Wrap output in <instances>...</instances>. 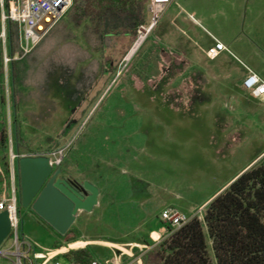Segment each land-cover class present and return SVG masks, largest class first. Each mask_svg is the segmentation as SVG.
<instances>
[{"label":"rangeland","instance_id":"374dc122","mask_svg":"<svg viewBox=\"0 0 264 264\" xmlns=\"http://www.w3.org/2000/svg\"><path fill=\"white\" fill-rule=\"evenodd\" d=\"M175 13V6L170 4L120 74V67L115 73L108 61L100 60V90L94 87L90 91L94 99L78 108L76 125L67 134L63 130L77 108L72 101L81 94L73 87L98 82L95 74H87L91 64L86 62V55L76 59L84 62L78 69L81 72L76 70V85L70 82L71 76L69 82L52 80L45 89L41 81L40 89L30 90L37 96L18 101L14 114L11 87L7 97L2 85L5 104L0 129L6 131L8 147L0 145L4 177L0 179L7 181L9 189L14 181L18 198L16 162L14 178L9 168L11 150L14 155L15 149L48 155L53 163L73 157L77 165L70 163L66 169L79 183L91 181L100 195L93 211L79 212L70 230L103 264H108L114 254H123L124 264L128 258L143 264L141 255L150 248L134 243L159 226L162 210L172 207L187 215L198 213L200 206L210 202L264 152V104L242 88L246 74L243 65L264 79V0L222 1V11L210 30L233 56L224 53L209 60L185 42L189 54L197 55L193 75L183 74L182 67H172L170 59L171 67L164 74L143 82L134 72H146L143 60L150 56L155 37L172 32ZM55 58L50 60L55 62ZM68 60L71 62V57ZM16 65L18 70L20 65ZM19 236L32 244L31 260L34 253L46 255L63 247L68 251L82 249L68 248L64 235L30 209H20ZM0 250L13 253L11 236ZM15 259L0 256V264H13ZM44 260H34L33 264ZM59 260L63 264L69 261L63 256Z\"/></svg>","mask_w":264,"mask_h":264},{"label":"trees","instance_id":"16d2710c","mask_svg":"<svg viewBox=\"0 0 264 264\" xmlns=\"http://www.w3.org/2000/svg\"><path fill=\"white\" fill-rule=\"evenodd\" d=\"M4 2L5 11H8L12 0H4ZM70 9L76 15L78 22L89 20L93 24L94 31L101 36L115 35L121 30L126 32L128 30L134 32L136 37L138 27L148 20L147 5H143L142 0H72L68 10ZM6 32V53L9 58H13L19 52L17 26L7 22ZM2 56L3 47L0 42V84L3 85ZM15 62L16 60H13L9 64L10 87L20 81ZM119 66L115 67V73ZM76 122L77 120H68L63 133L67 134L73 129ZM7 144L6 131L2 130L0 145L6 147ZM17 155H20L18 150ZM61 164L62 162L57 168H61ZM16 172L20 212L22 207L19 199L17 167ZM159 222L167 229V235L162 241L154 244L148 233L137 238L135 242L150 248L144 250L141 255L143 264H264V156L240 172L224 190L207 203L203 208L202 220L192 218L176 230L160 219ZM70 229L63 236L66 245L70 244V249L84 247V244L77 242L80 238H77ZM9 236L12 237V234L10 233ZM61 247H55L54 250ZM88 248L68 251L61 256L67 260L89 264L95 259ZM65 250H67L65 247L61 249V251Z\"/></svg>","mask_w":264,"mask_h":264},{"label":"crops","instance_id":"0c3cea01","mask_svg":"<svg viewBox=\"0 0 264 264\" xmlns=\"http://www.w3.org/2000/svg\"><path fill=\"white\" fill-rule=\"evenodd\" d=\"M222 1L223 0H172L171 6H175L176 8V13L171 20V24L173 26L172 32L165 34L160 38L155 37L149 51L150 56L148 59L143 60V67L146 69V72L143 73L135 71L134 74L141 79V81L148 82L149 80L159 78L172 66L177 70L182 67L181 71L185 75L187 72H190V74L193 75L194 65L196 64V61L193 59H197V55L191 53L189 54L191 50H189L188 45H185V42L192 44L193 51L200 52L205 56V51L213 45V40L210 35L220 40V38L210 30V27H213L212 25L214 24V19L217 18L222 11ZM147 2L148 0H146V3ZM67 16L69 17L68 19H66ZM134 37V32L128 30L127 32L121 30L119 34L115 35L101 36L94 31L93 24L89 20L78 22L76 15L70 9L66 16H64L63 19L52 27V29L29 54L16 60L15 68L17 69L16 64L20 65L17 70L20 81L15 86L12 85L11 87L12 114L15 113L14 110L17 103H19L18 101H24L30 97L37 96V93L33 96L30 90L33 87H38L40 89L41 85L39 86V83L41 81H43L42 83H45V85L42 86V89H45L47 83H51L52 80L55 81L59 79V81L69 82L68 79L71 76L70 82L72 81V85H76L78 79L76 77V73L77 71H79V73L81 72V70L78 69L84 64V62H80L76 59L78 56L86 55V62L91 64V69L87 71V74H95L97 79L96 82H98L94 85V81L92 80L88 86L78 87V85H76L77 87H73L75 90H80L81 94L78 95L76 99H73L72 105H75L77 108L73 111L72 118L68 120H76L74 115L76 114L78 108H83V106L89 105V102L94 99L93 95L90 94V91H92L94 87H96L97 91L100 90V63L104 60L108 61L111 69L115 72V67L121 63L131 48ZM54 55L56 57L55 62L50 60L51 56ZM62 55L66 56L65 60L61 58ZM69 57H71V62L68 60ZM170 59L172 60L171 66ZM191 59L192 61H190ZM164 60L168 61V64L165 63ZM50 62H52L51 68L49 67L51 64ZM255 73L258 74L257 72ZM57 75H61L60 78H56ZM179 77L180 76L176 77L175 81L177 83H179ZM1 91L2 84H0V117H4L3 106L5 102ZM259 102L264 104L263 101ZM0 124H3L2 119H0ZM2 130L3 129H0V131ZM6 147H8V145ZM11 152L13 151L11 150ZM15 153H17L16 149ZM19 153L20 156L33 155L25 152L22 153L20 151ZM262 156H264V152L260 154L257 159H260ZM0 161L3 163L2 159ZM61 162V168L67 167L70 163L76 164V160L70 156H65ZM1 175L2 172L0 169V178L2 179L3 176ZM1 179L0 199L3 195L9 193V185L7 181H2ZM90 183L92 182L90 181ZM206 205L207 202L200 206V209L204 208ZM158 225L159 226L157 228L151 229L149 234V238L154 244H157L159 240L167 235V229L162 226L160 222H158ZM154 235H157V237H153ZM134 244L137 246L136 243ZM69 245L70 244L67 245L68 248ZM142 246L147 248L144 245ZM83 248L85 247H82V249ZM130 249H132V247ZM128 256H132V254H128ZM127 260V264H138L139 262L134 261L131 258H128Z\"/></svg>","mask_w":264,"mask_h":264},{"label":"built area","instance_id":"2783aa9c","mask_svg":"<svg viewBox=\"0 0 264 264\" xmlns=\"http://www.w3.org/2000/svg\"><path fill=\"white\" fill-rule=\"evenodd\" d=\"M172 3V0H148L147 11L148 20L145 24L138 27L135 40L128 53L120 63L118 74L125 67L126 62L130 60L131 51L137 46V49L146 41V39L156 29L162 13ZM72 5V0H12L10 8L5 11V2L0 0V42L3 47V69H4V89L9 97V64L13 60H18L29 54L43 37L52 29V27L63 17ZM11 22L17 26L18 30V47L19 53L13 58H9L6 53V23ZM213 40L212 47L205 51V56L209 60L218 58L221 54L226 53L233 56L232 52L224 43L210 35ZM134 52V53H135ZM133 53V54H134ZM246 75L242 80V88L254 99L264 102V79L256 74L252 69L243 65ZM20 155H14L11 152L9 158V168L11 177L14 178L15 162ZM8 213L10 227L13 239V253L3 252L0 250V256L7 259L10 256L16 257L12 260L13 264H33L34 260L45 259L42 264H63L59 259V254L64 255L68 252L56 251L55 253H46L41 255L34 253L31 260L30 253L32 244L19 236V210L18 198L14 185L9 189V193L3 195L0 199V213ZM192 218L203 219V208L198 213L187 215L175 208L169 207L161 211V222L169 225L174 230L181 228ZM123 254H114L108 264H122L121 257ZM67 264H83L74 260H69ZM89 264H101L93 261ZM139 264V262H138Z\"/></svg>","mask_w":264,"mask_h":264},{"label":"water","instance_id":"95a60500","mask_svg":"<svg viewBox=\"0 0 264 264\" xmlns=\"http://www.w3.org/2000/svg\"><path fill=\"white\" fill-rule=\"evenodd\" d=\"M48 155H25L16 161L20 206L30 209L61 235H65L79 212H92L98 205L99 189L83 181L59 178L61 169H55ZM11 231L8 213H0V247Z\"/></svg>","mask_w":264,"mask_h":264},{"label":"flooded vegetation","instance_id":"af4514ba","mask_svg":"<svg viewBox=\"0 0 264 264\" xmlns=\"http://www.w3.org/2000/svg\"><path fill=\"white\" fill-rule=\"evenodd\" d=\"M59 169H61V174L59 175L60 179L67 180V181H73L77 186L80 187L81 183L77 182L78 180L75 177L74 173L69 172L68 169H66V167L59 168Z\"/></svg>","mask_w":264,"mask_h":264},{"label":"bare ground","instance_id":"6f19581e","mask_svg":"<svg viewBox=\"0 0 264 264\" xmlns=\"http://www.w3.org/2000/svg\"><path fill=\"white\" fill-rule=\"evenodd\" d=\"M137 46H138V45H136V47L132 50V53L130 54L129 58L133 55V53H134L135 50L137 49Z\"/></svg>","mask_w":264,"mask_h":264}]
</instances>
